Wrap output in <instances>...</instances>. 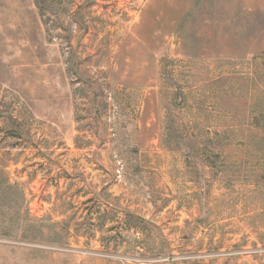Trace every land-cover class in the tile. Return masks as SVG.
<instances>
[{
    "label": "rangeland",
    "instance_id": "1",
    "mask_svg": "<svg viewBox=\"0 0 264 264\" xmlns=\"http://www.w3.org/2000/svg\"><path fill=\"white\" fill-rule=\"evenodd\" d=\"M0 264H264V0H0Z\"/></svg>",
    "mask_w": 264,
    "mask_h": 264
}]
</instances>
